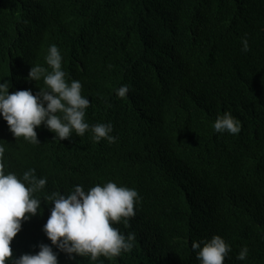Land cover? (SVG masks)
Listing matches in <instances>:
<instances>
[{"label":"trees","instance_id":"16d2710c","mask_svg":"<svg viewBox=\"0 0 264 264\" xmlns=\"http://www.w3.org/2000/svg\"><path fill=\"white\" fill-rule=\"evenodd\" d=\"M52 45L92 103L86 122L111 123L118 137L87 147L84 159L109 179L130 174L141 198L135 217L114 225L135 235L131 253L73 260L53 246L59 264H201L192 242L217 235L232 248L224 264H264V0H0V82L13 62L51 72ZM227 112L242 122L239 135L215 132ZM51 141L33 144L36 164L58 148L71 154L78 137ZM12 146L20 157L7 156L6 168L20 177L32 163ZM50 182L45 197L65 187L60 173ZM51 203L22 224L14 258L51 246L43 231Z\"/></svg>","mask_w":264,"mask_h":264},{"label":"clouds","instance_id":"9594fccd","mask_svg":"<svg viewBox=\"0 0 264 264\" xmlns=\"http://www.w3.org/2000/svg\"><path fill=\"white\" fill-rule=\"evenodd\" d=\"M242 43V51H250L247 38ZM63 60L59 48L52 45L46 57L51 72L39 65L32 66L29 72L27 66L13 62L0 82V264H59L54 247L69 259L81 256L93 261L100 256L120 257L134 249L135 235L125 236L114 225L122 220L127 224L135 217V208L141 199L139 192L128 188L130 174L120 172L109 179L98 163L84 159L87 147L102 140L116 143L118 137L111 135L114 131L111 123L89 125L86 122L87 109L92 103L82 95L80 81L68 82ZM41 79L45 87L32 86V81ZM129 91L130 87L123 85L116 90V95L123 99ZM242 128V122L231 112L219 116L214 124L215 132L221 134L239 135ZM76 137V149L71 154L58 148L47 162L36 164L40 155L31 151L33 144L42 143L46 148L45 144L51 140L72 141ZM91 138L93 144L89 143ZM14 140L28 153L22 159L32 163L25 173H17L20 177L15 174V165L7 161L8 170L5 164L7 156L20 157L19 149L12 146ZM59 173L65 187L60 193L45 197L41 191H50L51 177ZM121 176L127 177L119 181ZM49 200L54 207L43 231L51 246L40 244L37 254L14 258L10 245L21 232L22 224L38 212H44ZM192 249L201 264H224L232 251L231 245L219 235L210 241H193ZM248 255L249 249L245 246L237 259L244 261Z\"/></svg>","mask_w":264,"mask_h":264}]
</instances>
